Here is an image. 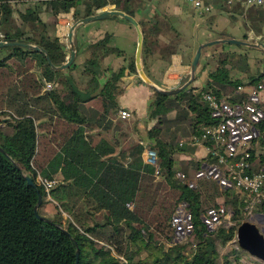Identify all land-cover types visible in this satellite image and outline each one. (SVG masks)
Listing matches in <instances>:
<instances>
[{
    "label": "trees",
    "instance_id": "obj_1",
    "mask_svg": "<svg viewBox=\"0 0 264 264\" xmlns=\"http://www.w3.org/2000/svg\"><path fill=\"white\" fill-rule=\"evenodd\" d=\"M107 4L136 17L132 0H37L24 12L0 3V38L17 43L0 49L9 50L0 59V118H8L0 127V147L9 154L0 150V264H222V257L226 264L232 258L242 264L240 248L222 256L220 247L234 241L245 217L246 198L210 180L190 189L176 177L177 171L192 176L204 160L214 159L192 158L180 168L176 155L194 149L189 143L181 145L182 139L215 123L202 92L233 95L234 101L247 98L246 93L235 94L236 90L259 82L264 70L248 76V55L229 51L227 44L213 45L214 58L204 65L210 68L207 84L170 96L153 92L148 117L155 123L141 132L132 126V119L115 118L121 108L119 96L126 89L123 75L128 68L136 72V64L119 72L106 66L108 55H123L113 35L88 45L90 58L82 71L90 79L84 89L70 74L73 65L57 71L45 53L26 46L45 49L56 66L65 64L66 45L49 33L41 14L48 11L58 16L74 10L75 18L83 19ZM12 17L22 27L7 32L5 25ZM140 27L144 35L141 55L149 76L153 51L148 34L158 35L159 27L143 22ZM35 30L38 35L31 34ZM44 78L56 87L44 92ZM172 111L175 117H168ZM131 128L137 139L130 140ZM145 147L157 153L158 177L155 166L143 159ZM251 152L253 168L257 164L264 168V152L255 147ZM58 174L61 181L50 191L56 214L46 217L42 209L49 201L48 193L37 179ZM40 196L39 214L52 223L36 216ZM131 202L134 208L130 210L127 204ZM181 203H187L193 213L194 231L186 241L176 243L171 218ZM220 204L231 208L237 224L211 232L201 216ZM257 211L264 212V202Z\"/></svg>",
    "mask_w": 264,
    "mask_h": 264
},
{
    "label": "crops",
    "instance_id": "obj_2",
    "mask_svg": "<svg viewBox=\"0 0 264 264\" xmlns=\"http://www.w3.org/2000/svg\"><path fill=\"white\" fill-rule=\"evenodd\" d=\"M202 1L207 6L211 5V9L208 12H198L192 3L187 0H132L136 14L135 18L138 20L139 25L140 22L146 25L157 23L159 27L158 35L148 34V45L153 51L149 57V60H151L148 67L149 76L144 69L143 56L141 58V64L144 72L152 82L164 90L178 88L189 80L191 65L195 55L194 52L200 44L209 43L212 40L220 38H230L231 36L245 40V36L248 35L250 37L249 39H251L253 33L258 40L264 37L263 28L260 31L254 29V24L258 26L262 18L254 8H244L240 6L242 4L236 3L238 5L233 4L230 9H227L225 6L228 5H226L224 0ZM36 3L37 0H30L16 6L15 9L24 12ZM107 8L115 9V5L107 4L100 10ZM73 11L59 13L58 16H54L48 11H44L41 14L43 21L48 25L47 29L49 33L58 36L61 42L62 38L65 36L68 37L67 34L70 28L78 20L73 15ZM20 27H22V22L18 18L12 17L6 23L5 31L14 32ZM30 27L33 29L31 25ZM31 34L38 35L39 31L35 30ZM73 35L77 52L73 67L70 68V74L75 78L78 87L81 89L87 87L90 79L88 74L83 73L82 66L90 58L88 45L91 43L113 35L115 45L123 51V55H108L105 59L106 66H110L114 72H119L123 67L128 66L132 62L136 64L138 34L136 28L127 20L125 21L122 18L114 17L107 18L106 20L86 22L85 24L78 25ZM64 45H66V56L68 60L71 49L67 44ZM212 46L202 51L197 67V77L191 85L193 87L201 89L209 80L210 68L206 67L204 69V65L207 61L214 58L212 55L215 51ZM172 47L174 50H171ZM228 50L248 54L250 65L248 76L264 70V52H260L259 48L251 49L231 44ZM8 52V49L1 50L0 59H3ZM233 72L239 76H243V78L246 77V74L240 73L238 70H234ZM122 80L126 89L119 96L120 109H128L131 111V119L133 121L131 119L129 120H131L133 127L135 124L141 132L145 130L146 125L150 129L155 123V120L151 121L148 117L149 104L154 98V91L148 87L142 76H140L137 66L136 72L130 71L129 68L126 69ZM249 88L245 87L246 91ZM118 111L115 114L116 120H123L118 117ZM174 115L175 112L172 111L168 117H175ZM135 134L137 132L133 128L130 140L135 138ZM192 147H194L192 152H182L176 155L180 168L186 167L185 163L188 160H192V158L205 159L209 156L207 146L192 145ZM203 163H208V161L204 160ZM55 176L60 177L59 174Z\"/></svg>",
    "mask_w": 264,
    "mask_h": 264
},
{
    "label": "built area",
    "instance_id": "obj_3",
    "mask_svg": "<svg viewBox=\"0 0 264 264\" xmlns=\"http://www.w3.org/2000/svg\"><path fill=\"white\" fill-rule=\"evenodd\" d=\"M5 1L14 8L30 0H0ZM192 3L198 12H208L211 5L207 6L202 0H187ZM230 6L240 3L246 7L260 6L264 8V0H224ZM113 9V8H107ZM64 44L69 45L68 37L62 38ZM70 57V56H69ZM68 57V59H69ZM43 91H50L56 84L48 79H43ZM247 94V98L232 99L233 95L219 96L213 92H202L203 100L207 103L211 117L215 120L211 126L201 128L198 134H193L190 139L181 140V145H205L208 147L209 156L213 162L203 163L194 174L187 175L177 171L176 177L188 184L190 189H195L200 181L215 180L221 189L236 190L246 198L245 214L251 216L258 206L264 202V168H253L252 148L260 138L264 139V78L253 84L246 91L244 86H239L235 94ZM118 117L123 120L131 119L132 113L128 109H120ZM208 143V144H207ZM143 159L149 165L155 166V174L159 175V159L152 148L145 147ZM50 196L52 188L57 186L61 178L38 177ZM131 210L134 203H128ZM233 212L225 204L209 208L202 214L201 219L211 232L222 225L235 226L232 222ZM174 236L172 241L182 243L194 231L193 213L187 203H181L171 218Z\"/></svg>",
    "mask_w": 264,
    "mask_h": 264
},
{
    "label": "water",
    "instance_id": "obj_4",
    "mask_svg": "<svg viewBox=\"0 0 264 264\" xmlns=\"http://www.w3.org/2000/svg\"><path fill=\"white\" fill-rule=\"evenodd\" d=\"M122 18L123 20H127L128 22H130L137 30V34H138V46H137V51H136V66H137V70L140 74V76H142V78L144 79V81L146 82V84L148 85V87H150V89L156 93H160L162 95H166V96H170V95H174L177 93H181L184 92L188 89H190L191 85L193 84V82L195 81L196 77H197V67L202 55V51L207 48L210 47L211 45L214 44H234L237 46H241V47H245V48H259L264 50V43L263 42H249V41H245V40H240L237 39L233 36H231L230 38H220V39H216V40H212L209 43H205V44H200L195 52H194V59L191 65V72H190V78L189 80L182 86L175 88V89H170V90H164L158 86H156L152 80L146 75V73L144 72L143 68H142V64H141V52H142V47H143V41H144V35L142 34L140 25L138 20L130 15V14H125L124 12L117 10V9H105V10H100L96 13V15H92V16H88L85 17L83 19H78L70 28L67 36L69 39V45H70V57L69 59L65 62V64L61 65V66H56L54 65V63L52 62L51 57H49L48 53L45 51V49L37 46V45H30V44H26V46L33 48L35 51L38 52H42L45 53L46 57L48 58V62L49 64L52 66L53 69L57 70V71H65L66 69L70 68L75 59H76V45L74 42V35L73 32L74 30L77 28L78 25L80 24H85L86 22H91V21H99V20H106L107 18ZM17 43L14 42H7L5 40H0V49H2L3 47H8V46H13L16 45ZM6 119H8L7 117L1 118L0 119V127H2L4 125V123L6 122ZM0 150L3 153H6L8 156L9 154L7 153L6 150H4L3 148L0 147ZM26 180L33 184L34 182L32 181V178L27 175L25 176ZM38 205L35 207V213L36 216L40 219L46 220L47 222H51L50 219H46L43 216H41L39 214V207L40 205L43 203L42 202V197H39V201H38ZM250 220H244L238 227L236 230V239L237 242L239 244V248L246 251L247 253H249L251 256L255 257L256 259L258 258L259 260L264 261V228H260L257 224L253 223ZM52 223V222H51ZM58 227H61L60 224H56ZM66 233H68L66 230H64ZM80 250L79 248L77 249V256H79Z\"/></svg>",
    "mask_w": 264,
    "mask_h": 264
},
{
    "label": "rangeland",
    "instance_id": "obj_5",
    "mask_svg": "<svg viewBox=\"0 0 264 264\" xmlns=\"http://www.w3.org/2000/svg\"><path fill=\"white\" fill-rule=\"evenodd\" d=\"M235 5H238V4L235 3ZM231 6L232 5H230L229 7L228 6H225V7L227 9H230ZM240 6L241 7H244V8H251V7L254 8V10L257 11V13H259V15L262 17L261 20L259 21L258 26H256L254 24V27H255L254 29L255 30H258V31H260L261 28L264 29V18H263V16H264V8L263 7H260V6L245 7V6H242V5H240ZM249 38L250 37H248L246 39V41L254 42V43H257V42H263L264 43V37L262 39L258 40V38L256 37V35H254V33H253L251 39H249ZM260 52H264V50L260 49ZM248 58H249V56H248ZM263 60H264V58H263ZM260 61H262V60H260ZM131 140H133V139H131ZM263 141H264V139L263 138H260V139H258L256 141V144L253 145L255 147V149L257 150V152H262V153L264 152V142ZM262 142H263V145H262ZM12 153H13L14 156H17L18 155L17 152L14 149H12ZM258 168H259V164H257V165L254 166V170L255 169H258ZM37 181H38V179H37ZM210 181H212V180H210ZM213 181H215V180H213ZM241 195L243 196V194H241ZM46 200L47 201L49 200V201L46 204V206L43 207V209H42L43 214H45L46 217H48V216L49 217L55 216V214H56V208H55L54 203L51 202V200H52L51 197L48 195V197H47ZM250 219H252L251 221L253 223L257 224L260 228H264V212H259L256 209V211L253 212V214L251 216H247L245 214L244 220H250ZM232 222L233 223H237V221L234 220V219H232ZM228 227H230V226H228ZM233 240L234 241L232 243H230L228 246H226V247H220V252H221V255L222 256L228 254L231 251L232 248H239V244L237 242L236 235H235V238ZM231 260L232 261L229 264H240L239 261L235 260L234 258H232ZM239 260L242 262V264H264V261L259 260L258 258L256 259L255 257L251 256L249 253H247L244 250H242V254L239 257ZM221 261H222V264H226L225 263L226 261L223 259V257L221 258Z\"/></svg>",
    "mask_w": 264,
    "mask_h": 264
}]
</instances>
